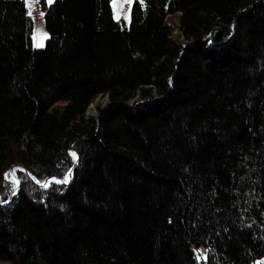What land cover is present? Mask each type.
Segmentation results:
<instances>
[{
    "label": "trees",
    "instance_id": "1",
    "mask_svg": "<svg viewBox=\"0 0 264 264\" xmlns=\"http://www.w3.org/2000/svg\"><path fill=\"white\" fill-rule=\"evenodd\" d=\"M40 3L43 49L0 0V261L264 259V0L136 1L129 25L111 0ZM178 14L204 44L183 56Z\"/></svg>",
    "mask_w": 264,
    "mask_h": 264
},
{
    "label": "rangeland",
    "instance_id": "2",
    "mask_svg": "<svg viewBox=\"0 0 264 264\" xmlns=\"http://www.w3.org/2000/svg\"><path fill=\"white\" fill-rule=\"evenodd\" d=\"M54 1L55 0H53V2ZM136 1L143 2L144 0H131L130 3L127 2V0H111L113 18L117 21L123 20L129 25L131 22V14H132L133 5ZM47 3L49 5L52 4V3H49L48 0H47ZM26 6H27L28 14L31 12V15L29 14V16L32 18L33 24H34L33 35H32L34 47L37 49H43L45 48L46 43L50 36L46 29L44 12L42 10L40 0H26ZM179 17L180 15L178 14L171 18V24L173 25V27H174V22L176 20H179ZM216 29H219L218 32H222L221 28H216ZM174 30H175V27H174ZM179 32L182 35L181 31ZM220 35L222 34H219V36ZM173 37H175V35L172 36V41L174 42ZM94 104H95V107L92 108V105H91L88 111L86 112V115H85L86 120H91V119L97 120L96 116H100L102 109L107 108V106L110 105L111 103H110V99L108 96H103V97L101 96L94 101ZM17 170H23V168L20 166H16V167H13L9 171V180H12L13 182H15L16 180L19 181V184L17 185L16 189H18L20 185V180L18 179V176H17ZM13 173H14V176L11 175ZM0 264H11V263L0 261Z\"/></svg>",
    "mask_w": 264,
    "mask_h": 264
},
{
    "label": "water",
    "instance_id": "3",
    "mask_svg": "<svg viewBox=\"0 0 264 264\" xmlns=\"http://www.w3.org/2000/svg\"><path fill=\"white\" fill-rule=\"evenodd\" d=\"M179 15H180V17L182 16V14H179ZM180 29H181V25H180ZM218 30H219V29H216V30H215L216 34H218V35H219V34H222V32H218ZM181 32H182V31H181ZM183 36H184V35H183ZM184 39H185V37H184ZM185 42H186V45H185V46H182V45H180V44H177V45H179V46L182 47V56H183L184 52H185L187 49L197 48V47H199V46H203V45H204V44H196V43H194V42H192V41H187L186 39H185ZM174 43H175V42H174ZM177 64H179V63H177ZM172 87H173V86H172ZM154 96H155L156 99H159L156 90H154ZM137 99H138V97L132 99L130 102L126 103L125 105H127V106H132V105L136 102ZM110 106H111V104L108 105L107 108L110 107ZM107 108H105V109H107ZM105 109H102V111H104ZM96 117H97V121H98L99 118H100V116H96ZM75 154H76V153H75ZM72 174H73V170H72L71 173H70V178H72V176H73Z\"/></svg>",
    "mask_w": 264,
    "mask_h": 264
},
{
    "label": "bare ground",
    "instance_id": "4",
    "mask_svg": "<svg viewBox=\"0 0 264 264\" xmlns=\"http://www.w3.org/2000/svg\"><path fill=\"white\" fill-rule=\"evenodd\" d=\"M178 22H179V20H176L175 22H174V27H175V37H174V41H175V43H177V44H180V45H182V46H185L186 45V42L184 41V38L182 37V35L180 34V32L179 31H181L180 30V24H178ZM95 107V104L93 103L92 104V108H94Z\"/></svg>",
    "mask_w": 264,
    "mask_h": 264
},
{
    "label": "snow or ice",
    "instance_id": "5",
    "mask_svg": "<svg viewBox=\"0 0 264 264\" xmlns=\"http://www.w3.org/2000/svg\"><path fill=\"white\" fill-rule=\"evenodd\" d=\"M48 2H49V3H52V2H53V0H48ZM127 2H129V3H130V2H131V0H127ZM29 14L31 15V12H30ZM72 155H73V157L75 158V153H72ZM11 175H13V176H14V173H13V174H11ZM58 182H59V183H67L68 181H67V179H65V180H63V181H58ZM15 184H16V185H18V184H19V181H18V180H16V181H15ZM44 186H45V187H47L48 185H47V184H45Z\"/></svg>",
    "mask_w": 264,
    "mask_h": 264
},
{
    "label": "built area",
    "instance_id": "6",
    "mask_svg": "<svg viewBox=\"0 0 264 264\" xmlns=\"http://www.w3.org/2000/svg\"><path fill=\"white\" fill-rule=\"evenodd\" d=\"M201 255L203 257H207L209 255V252L206 249L201 250ZM256 264H264V259L259 260Z\"/></svg>",
    "mask_w": 264,
    "mask_h": 264
}]
</instances>
